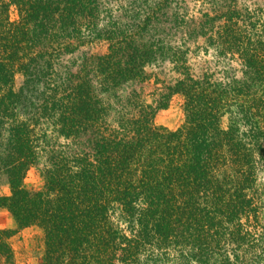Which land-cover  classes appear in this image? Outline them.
<instances>
[{
  "label": "trees",
  "instance_id": "trees-1",
  "mask_svg": "<svg viewBox=\"0 0 264 264\" xmlns=\"http://www.w3.org/2000/svg\"><path fill=\"white\" fill-rule=\"evenodd\" d=\"M226 1L198 22L172 14L194 23L183 43L199 34L225 64L214 78L156 27L162 0L123 23L105 0H0V207L16 224L0 229V264H18L29 227L40 264H264V8ZM100 40L106 53L60 64ZM164 61L177 78L152 102L119 93ZM174 95L182 124L157 125Z\"/></svg>",
  "mask_w": 264,
  "mask_h": 264
},
{
  "label": "rangeland",
  "instance_id": "rangeland-1",
  "mask_svg": "<svg viewBox=\"0 0 264 264\" xmlns=\"http://www.w3.org/2000/svg\"><path fill=\"white\" fill-rule=\"evenodd\" d=\"M218 3L214 0H162L165 3L164 7H160V14L158 27L159 29L165 28L176 29L175 33L171 36H168V42L172 45L180 46L181 44L187 48L186 61L187 64L191 67V71L195 74L201 72H214V78L223 77L224 69L226 68L221 61L217 60L214 56L212 48H208L205 44V40L199 34L192 37H188L186 42H182L187 38L182 33L183 29L193 28L194 23L191 21L188 22V26L183 27L182 29L175 28L173 25L174 18L172 14L178 10L180 14L186 15L185 18L195 19L196 22L202 21V13H212L214 11L225 12L226 11V0H217ZM226 1V2H225ZM107 4L114 9L113 15L120 23L128 22L129 16H132L136 12H139V18L133 21H141L148 17V10L146 6H152L158 0H105ZM229 4V3H228ZM236 5L238 6H248L250 8L254 7H263L264 0H236ZM216 14V13H215ZM214 15V13H212ZM128 16V17H127ZM11 17H15L14 11L11 9ZM219 24L217 20L216 26ZM173 26V27H170ZM155 27L149 28L153 30ZM178 29V30H177ZM198 29V27H197ZM194 27V31L197 30ZM172 33V30H171ZM186 37V38H185ZM108 44L105 41H95L91 44L84 45L77 49L72 54H64L60 58V64L68 65L70 62L78 60L84 54H103L107 52ZM232 66L236 67L235 64ZM146 72L150 75L149 80L143 83H135L132 85V88H124L120 90V94H126L130 89H135L140 92L141 95L146 99L147 102H152L156 95L154 94L158 87L162 88L163 84H171L177 74L172 70V65L169 62H162L155 66H151L146 69ZM236 75H239V72H235ZM21 81L20 77H17L15 86H19ZM183 112L181 109V98L178 95L172 96L168 107L158 110L154 116V122L157 125L165 126L169 129H174L178 127L183 122ZM25 182L28 186L39 187L41 185V177L38 171V168L32 167L28 170ZM9 190L6 185L2 184L0 181V195H7ZM16 227L14 219L10 213L5 209L0 207V229H13ZM13 249L15 251V257L18 264H40L38 261L39 250L42 247V242L40 239V231L36 227H29L20 230L12 239Z\"/></svg>",
  "mask_w": 264,
  "mask_h": 264
}]
</instances>
